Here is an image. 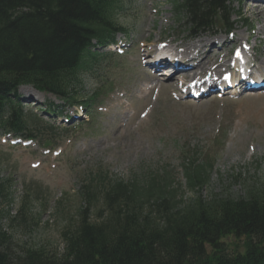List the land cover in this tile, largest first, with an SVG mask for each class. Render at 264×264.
I'll return each mask as SVG.
<instances>
[{"label":"rangeland","instance_id":"374dc122","mask_svg":"<svg viewBox=\"0 0 264 264\" xmlns=\"http://www.w3.org/2000/svg\"><path fill=\"white\" fill-rule=\"evenodd\" d=\"M170 1L122 0L118 20L128 32L116 36L115 47L103 50L115 55L116 51L109 49L123 47L124 54L115 55L119 66L109 62L99 72V80H108L113 90L92 109L93 120L85 113V119L78 124L80 129L63 136L54 152L37 141L27 147L12 146L7 137L0 135V182L12 180L11 184L6 183L8 198H0V231L9 237L13 254L28 246L60 252L63 247L60 232L75 223L81 205L77 195L81 180L98 169L125 180L133 174L143 180L149 173H169L177 199L184 203L194 195L206 200L215 195L237 197L245 194L244 185L264 183V93L194 101L175 93L172 82L164 78L155 80L157 77L139 66V55L148 50H140L143 42L155 46L157 42L171 40L167 44L174 46L170 50L175 51L179 44L173 42L182 44L188 39V29L183 21H176ZM240 1L233 0L231 4L233 15L239 13L242 17L233 27L234 39H239L238 44L248 36L256 55L263 59V23L256 17L251 2ZM210 32L217 35L215 40L225 36L223 30L216 29L198 36H212ZM213 61L214 58L211 64ZM205 63L210 69V61ZM152 82L154 87L143 91ZM96 84L95 77L85 74L76 90L81 95H90ZM26 88L20 89L19 95L28 112L37 111L43 116V109L38 107L47 102L60 105L67 115L73 110L51 95ZM62 120L55 116L49 121L63 126ZM76 123L79 122L73 124ZM222 126L224 144L216 151L213 138ZM184 152L196 155L199 162L204 155L215 154L207 183L196 193L186 186ZM24 200L30 207L27 220L11 223L10 218Z\"/></svg>","mask_w":264,"mask_h":264},{"label":"trees","instance_id":"16d2710c","mask_svg":"<svg viewBox=\"0 0 264 264\" xmlns=\"http://www.w3.org/2000/svg\"><path fill=\"white\" fill-rule=\"evenodd\" d=\"M227 2L173 0L172 5L191 30H199L212 28L216 14L228 15ZM121 8V0H0V131L43 134L51 143L52 128L23 112L17 88L31 85L77 102L79 75L93 69L100 56L95 44L102 46L125 29L116 17ZM99 94L84 99L87 110ZM183 158L187 187L201 188L212 158L207 154L198 162L188 152ZM8 181L0 182V198L9 196ZM176 192L166 172L144 180L99 172L80 189L86 207L74 226L61 231L60 252L28 246L14 255L0 231V264H264V188L248 187L237 197L195 196L186 203ZM98 202L92 219L89 210ZM27 208L22 202L10 222H25Z\"/></svg>","mask_w":264,"mask_h":264},{"label":"bare ground","instance_id":"6f19581e","mask_svg":"<svg viewBox=\"0 0 264 264\" xmlns=\"http://www.w3.org/2000/svg\"><path fill=\"white\" fill-rule=\"evenodd\" d=\"M262 5H264V0H259V1H254V3L251 5V7H253L257 11L256 17L261 19V21L263 23V27H261V28L264 29V8L262 7ZM216 40H213L211 37L210 38H200V37L190 38L188 36V39H186L185 41H190V43H184L182 45L180 42L179 45H181L182 47H180V48L177 47V49H174L175 51L168 50L166 52L167 53L171 52L172 56L177 57V58L178 57L182 58V55L184 57H188L189 55H191V56L195 55L200 61L197 64V67L195 69L196 71H198L199 74H202V73L213 74L214 73V74H216V76L218 78H221V72L223 71V69L229 67V65L226 62H222L220 60V62L216 66H214L213 68H210V69H207L208 64L205 63L207 61H210V59L215 58V56H216V53L213 52V48L210 47V45L212 43L213 44L216 43ZM168 42L171 43V40H169ZM167 45H169V44H167ZM168 47L172 48L174 46H168ZM147 51L143 55H145L147 53ZM161 64H163V60L160 62V65ZM158 67H160V66L157 65V66L151 67L153 69L152 75H154V77H158V70H159ZM187 73H185V74H187ZM176 75H183V74H178L176 71H173V73L170 74L168 79L174 78V80L176 81L178 79V77ZM26 87H27L26 85H22V87L19 88V91H20V89L27 90L28 88H26ZM169 87H172V86L169 85ZM19 101H20V104L23 103V101L20 98H19Z\"/></svg>","mask_w":264,"mask_h":264}]
</instances>
